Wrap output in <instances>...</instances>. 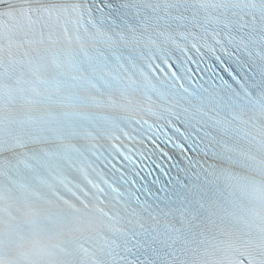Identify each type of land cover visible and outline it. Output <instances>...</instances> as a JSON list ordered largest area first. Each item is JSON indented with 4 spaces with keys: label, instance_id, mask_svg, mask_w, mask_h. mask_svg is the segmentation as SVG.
I'll list each match as a JSON object with an SVG mask.
<instances>
[{
    "label": "snow or ice",
    "instance_id": "1",
    "mask_svg": "<svg viewBox=\"0 0 264 264\" xmlns=\"http://www.w3.org/2000/svg\"><path fill=\"white\" fill-rule=\"evenodd\" d=\"M0 264H264V0H0Z\"/></svg>",
    "mask_w": 264,
    "mask_h": 264
}]
</instances>
